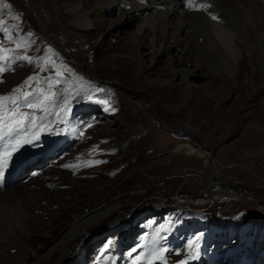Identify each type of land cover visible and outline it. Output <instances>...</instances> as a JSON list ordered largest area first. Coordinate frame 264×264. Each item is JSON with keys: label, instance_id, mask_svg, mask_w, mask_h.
<instances>
[{"label": "rangeland", "instance_id": "374dc122", "mask_svg": "<svg viewBox=\"0 0 264 264\" xmlns=\"http://www.w3.org/2000/svg\"><path fill=\"white\" fill-rule=\"evenodd\" d=\"M29 1L54 38L24 0H0V48L12 50L0 74V96H12L33 77L47 91L46 81L57 79V68L62 77L52 88L56 96L49 113L35 110V115L46 116L39 139L22 145L7 171L38 154L40 163L42 153L50 150L54 158L43 169L79 156V167L62 169L80 182L58 188L62 202L72 209L64 210L53 228L9 238L0 228V241H8L0 264H42L38 258L73 228L67 222L76 209L85 216L74 226H79L78 235L69 248L55 250L56 264H134L138 256L144 257L140 264H149L150 253L162 248L167 249L164 261L151 264H180L188 259V242L197 236L199 257L188 264H228L233 256L240 257V264H254L258 257L264 262V89L242 86L239 100L235 81L231 85L225 74L214 73V89H225L230 99L184 97L180 78L173 87L164 85L172 76L171 65L193 71L195 85L202 88L212 76L210 54L199 51V58L187 60L182 47L160 34L152 46L145 11L127 4L102 11V0H74L85 4L96 24L87 29L78 27L64 7L73 0ZM49 59L55 68L45 63ZM247 62L240 75L243 85L251 71ZM37 87L33 80L23 91L34 93ZM202 96L208 100L211 95ZM95 100H107L109 109ZM65 103L67 114L60 111ZM20 111L33 112L24 106ZM182 141L211 156L198 159L175 151ZM7 143L8 137L0 141V151ZM59 146L53 154L51 149ZM6 209L0 206V214ZM89 244L95 248L92 255Z\"/></svg>", "mask_w": 264, "mask_h": 264}, {"label": "bare ground", "instance_id": "6f19581e", "mask_svg": "<svg viewBox=\"0 0 264 264\" xmlns=\"http://www.w3.org/2000/svg\"><path fill=\"white\" fill-rule=\"evenodd\" d=\"M24 2L27 6L29 5L28 7L31 9L32 14L39 20L47 35L54 38L36 14L30 1L26 0ZM187 2L188 0H102L98 2V7L103 11L105 8L117 7L118 4H127L133 11H145L149 15L148 27L150 28L149 32L152 34V46L158 41L156 37L160 34L163 40H170L175 46L182 47L187 60H190L189 58H199V51H205L210 54V61L208 63L212 76H209L208 81L202 88L195 85L194 79L197 76L194 75L193 71L188 69L181 70L175 65H171L170 72L172 76L167 82H164V85L173 87L175 79L180 78L184 97L198 95L207 102L213 99L218 101L230 99L225 89H214V80L212 79L214 73H221L222 76L225 74L226 80L231 85L235 81L237 84L235 91L239 96V100L242 86L249 91L251 89L257 91L263 90V3L260 0H194V3L197 5H211L205 11L189 9ZM64 7L74 14V23L78 27L87 29L96 27V24L89 20L90 12L82 2L78 3L74 0L65 2ZM149 10L151 11L150 13L147 12ZM212 16H216L217 19L213 20ZM138 43L140 42L138 41ZM247 59L250 64L248 68L251 71L247 73V81L243 85L240 82V75L242 65L244 62L248 63ZM219 63H221V66ZM252 72L255 74L253 78L251 76ZM204 94H210L211 96L206 100L202 96ZM167 107L172 109L168 103ZM174 134L175 136L179 135L177 132ZM174 150H185L187 156L198 159L205 158L208 160L211 156V152L200 149L194 144L185 143V141L178 143ZM49 154L51 155L52 152H49ZM47 156H43V161L38 163L39 166L45 162ZM78 157L59 160L57 167H46L47 169L39 172L40 175L37 174V178H34L35 180L23 181L3 190L4 192L0 190V206H7L6 212L0 214V228L3 229V233L7 238L11 236L15 237L16 232L20 234L25 233V236H28L33 229L39 227L47 226L48 228H53L52 225L60 219L58 216H61L64 210H68L67 202H62L61 197L57 194L58 188L60 189L63 186L76 187L77 185L79 186L80 182V179L77 177L72 178L70 171L64 170L62 167L76 165L80 162ZM49 163L53 165L56 162L53 160ZM26 167H23L20 172L27 169ZM208 168L214 169L210 164ZM33 175H36V172H33L31 176ZM76 210L71 212L72 219L67 222L69 228H73L47 253V256L43 258L38 256L39 263L56 264L60 259L52 261L55 250L62 245L65 247V250L69 248L71 240L78 235L76 230L79 226H74L85 216L83 209ZM44 230L47 232L46 235H50L47 229ZM7 248L8 241H0V256H2L4 250ZM34 253L37 255L35 251ZM63 253L61 259L66 254L65 251Z\"/></svg>", "mask_w": 264, "mask_h": 264}, {"label": "snow or ice", "instance_id": "6c2138e0", "mask_svg": "<svg viewBox=\"0 0 264 264\" xmlns=\"http://www.w3.org/2000/svg\"><path fill=\"white\" fill-rule=\"evenodd\" d=\"M7 7V5H4ZM187 7L193 10H207L211 5L209 4H195L194 0H188ZM213 20H216V16H212ZM20 45H17L19 48ZM11 49L0 48V74L6 71L5 62L10 59L9 53ZM47 64H52L55 68L54 63L49 59L45 61ZM56 80L49 79L46 81L48 85V90L45 91L42 88H39L41 81L38 78H29L25 82V85L18 87L14 90L12 96H0V141L4 140L5 137H8V143L4 146L3 151H0V181L3 180L5 171L7 170L9 163L12 160V156L19 148L24 145L38 140L40 132L43 130L44 120L46 116L41 117L35 115V110H40L45 114L49 113L50 103L54 100L56 93L52 91V88L55 84L60 83V77H62V72L60 69H56ZM35 80L37 84L36 91L27 92L23 91V88L31 87V84ZM19 94V95H17ZM32 97L30 100L29 98ZM88 100L92 101L93 97L88 96ZM95 103H99L105 106V110L109 109V102L107 100H95ZM9 104L11 108H9ZM21 106L32 109L33 112H21ZM61 112L67 114L70 111L69 103H65L64 107L60 109ZM90 127V125H89ZM30 133V135H29ZM83 135V133H81ZM96 149H93L95 152ZM93 162L89 161L88 166H91ZM95 164L103 163L102 161H95ZM69 168H76L79 165H66ZM199 240L200 237L197 236L195 239L191 240L187 244V260L180 261V264H188V260H196L199 257ZM167 252V249L153 250L150 253V261L159 259L164 261V253ZM144 257H137L134 261V264H140V261Z\"/></svg>", "mask_w": 264, "mask_h": 264}, {"label": "water", "instance_id": "95a60500", "mask_svg": "<svg viewBox=\"0 0 264 264\" xmlns=\"http://www.w3.org/2000/svg\"><path fill=\"white\" fill-rule=\"evenodd\" d=\"M24 1H26V0H24ZM29 6V5H28ZM29 8V7H28Z\"/></svg>", "mask_w": 264, "mask_h": 264}]
</instances>
